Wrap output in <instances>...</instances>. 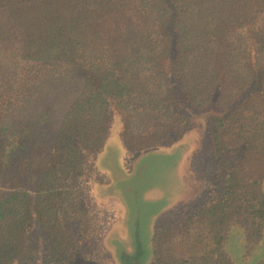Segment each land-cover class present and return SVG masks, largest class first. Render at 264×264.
Listing matches in <instances>:
<instances>
[{"label":"trees","instance_id":"16d2710c","mask_svg":"<svg viewBox=\"0 0 264 264\" xmlns=\"http://www.w3.org/2000/svg\"><path fill=\"white\" fill-rule=\"evenodd\" d=\"M189 111L206 194L163 212L150 264H233L230 224L264 231V0H0V264H72L81 223L100 236L88 175L112 122L131 152Z\"/></svg>","mask_w":264,"mask_h":264},{"label":"rangeland","instance_id":"374dc122","mask_svg":"<svg viewBox=\"0 0 264 264\" xmlns=\"http://www.w3.org/2000/svg\"><path fill=\"white\" fill-rule=\"evenodd\" d=\"M73 87L65 84L57 100H52L69 101ZM187 119L190 127L171 143L131 152L120 141L118 120L112 122L88 175L87 205L96 223L100 222V236L89 239L92 224L82 222L80 229L85 231L76 248L80 255L72 264H149L151 239L163 212L203 198L212 168L205 120L192 111ZM261 190L264 194V178ZM224 251L233 264H264V231L255 243H249L243 224L235 221L227 231Z\"/></svg>","mask_w":264,"mask_h":264},{"label":"crops","instance_id":"0c3cea01","mask_svg":"<svg viewBox=\"0 0 264 264\" xmlns=\"http://www.w3.org/2000/svg\"><path fill=\"white\" fill-rule=\"evenodd\" d=\"M85 261H88V260H85ZM89 262V261H88ZM91 262V261H90ZM150 264V263H149Z\"/></svg>","mask_w":264,"mask_h":264},{"label":"flooded vegetation","instance_id":"af4514ba","mask_svg":"<svg viewBox=\"0 0 264 264\" xmlns=\"http://www.w3.org/2000/svg\"><path fill=\"white\" fill-rule=\"evenodd\" d=\"M88 261H91V260H88ZM92 262V261H91Z\"/></svg>","mask_w":264,"mask_h":264}]
</instances>
